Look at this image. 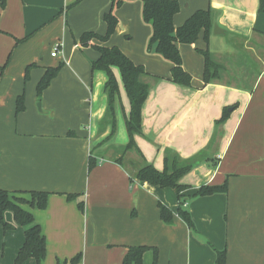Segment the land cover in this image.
Masks as SVG:
<instances>
[{"label": "crops", "instance_id": "obj_1", "mask_svg": "<svg viewBox=\"0 0 264 264\" xmlns=\"http://www.w3.org/2000/svg\"><path fill=\"white\" fill-rule=\"evenodd\" d=\"M258 2L178 0L174 27L195 11L211 8L224 31L212 33L208 43L225 66L223 78L206 86L204 61L196 52L207 48L202 34L193 46L176 45L191 86L172 83L171 64L146 51L151 27L142 21L140 0L114 11L118 23L106 43L92 41L118 48L149 76L159 78L145 79L151 88L142 106V135L134 136L147 163L161 171L165 149L181 159L206 151L207 159L180 180L187 187L184 208L195 234L177 214L172 189L138 180L130 184L129 173L138 163L135 153L125 154L124 167L113 161L128 142L129 102L113 69L119 87L117 128L108 140L106 75L91 72L98 52L79 43L86 32L104 35L103 16L111 0H6L0 9V68L5 66L0 70V189L25 200L31 191L49 193L42 210L21 205L45 239L41 264H72L77 255V264H122L127 249L136 246L155 248L156 264H215V251L222 250L225 264H264V13L257 12ZM56 44L60 51L52 57ZM59 64L57 76L38 97L36 86L45 70ZM20 96L24 110L17 114ZM233 105L228 119L215 128L223 108ZM90 154L98 164L89 172ZM224 182V194L188 198L201 186ZM68 195L80 197L68 200ZM78 201H83V211ZM158 203L172 212L171 224L160 220ZM3 220L10 228L0 225V264H14L24 229L11 211L4 212ZM152 263L153 251L148 250L142 264Z\"/></svg>", "mask_w": 264, "mask_h": 264}, {"label": "trees", "instance_id": "obj_2", "mask_svg": "<svg viewBox=\"0 0 264 264\" xmlns=\"http://www.w3.org/2000/svg\"><path fill=\"white\" fill-rule=\"evenodd\" d=\"M136 0H111V8L108 13L103 16L106 25L104 35H97L92 32L83 33L79 39L80 46L91 47L98 52V58L90 63L91 72L101 71L106 75V81L103 86V92L106 96V115L104 122H108L111 130L107 139H111L115 134V101L119 98V87L113 69H117L120 75L121 83L129 102V113L125 118V129L128 136V142L119 149L120 157L113 161L124 167L122 160L127 152H133L138 157L136 170L130 172V184L134 180L147 183L152 186H158L161 189H172L178 199L177 214L183 219L187 228L197 234L193 221L189 212L184 208L185 197L183 192L187 190L180 180L187 175L198 163L207 159L206 151H200L188 159H181L177 153L170 149L163 151V169L156 170L151 164L147 163L144 156L137 148L134 142V136L142 135L141 128V112L151 85L146 82V78L154 81L159 80L158 77L149 76L143 66L134 64L116 47H103L92 44L93 40L100 43H106L114 34L117 26V18L114 11L126 2ZM141 2V18L143 23L151 27V36L147 42L146 51L148 53L157 54L165 61L171 64L169 80L182 87L191 86V76L182 68L181 55L177 49V44L193 46L200 34L207 48L205 50H197L204 61L202 81L206 86L214 81H220L223 77L225 66L218 62L208 49V43L213 31L215 23V12L211 8L206 10L195 11L180 27H174L173 18L179 12L180 5L178 0H140ZM77 3V2H76ZM75 4V3H74ZM6 0H0V9H4ZM259 14L264 13V0H259ZM22 42V41H21ZM20 43V41H18ZM31 66L25 71V81L28 79V73ZM62 64L56 68L46 69L43 76L36 86L37 96L40 97L42 92L49 86L53 78L60 71ZM5 66L0 70L3 72ZM236 108V105L225 107L222 110L220 119L215 121V128L222 125L229 117L230 113ZM231 109V111H229ZM24 110V98L20 96L16 100V113ZM216 130V129H215ZM71 134V133H69ZM215 139V137H214ZM212 138V142L214 140ZM211 143V141H210ZM98 164L97 157L90 154L88 159V171L90 172ZM227 192V184L224 182L220 186H201L191 197L198 198L207 197L214 194H224ZM30 199L25 200L22 197L11 195L9 192L0 189V225L4 229H9L3 220L5 211H11L15 222L23 227L25 240L17 253L14 264H23L28 259H34L37 264H41L46 256V242L42 235L39 225L35 222L33 216L23 210L21 205H28L30 208L44 209L49 193L31 191L28 192ZM80 195H68V200H76ZM187 200V199H186ZM78 208L83 211V201H78ZM160 220L164 224H171L173 221L172 212L165 205L158 203ZM148 250L153 251V263L157 262V250L147 246L129 247L125 254L122 264H142V257ZM215 264H225L226 252L215 251ZM81 259V255H77L71 260L72 264H77Z\"/></svg>", "mask_w": 264, "mask_h": 264}, {"label": "water", "instance_id": "obj_3", "mask_svg": "<svg viewBox=\"0 0 264 264\" xmlns=\"http://www.w3.org/2000/svg\"><path fill=\"white\" fill-rule=\"evenodd\" d=\"M212 33L214 35H220V34H224V31L216 23H214ZM38 109L40 111V105H38ZM229 111H231V109H229Z\"/></svg>", "mask_w": 264, "mask_h": 264}, {"label": "built area", "instance_id": "obj_4", "mask_svg": "<svg viewBox=\"0 0 264 264\" xmlns=\"http://www.w3.org/2000/svg\"><path fill=\"white\" fill-rule=\"evenodd\" d=\"M59 49H60V44H56L52 49L51 56L56 57L60 51ZM184 206L186 205L184 204Z\"/></svg>", "mask_w": 264, "mask_h": 264}, {"label": "rangeland", "instance_id": "obj_5", "mask_svg": "<svg viewBox=\"0 0 264 264\" xmlns=\"http://www.w3.org/2000/svg\"><path fill=\"white\" fill-rule=\"evenodd\" d=\"M214 11V10H213ZM239 47H241V46H239ZM125 95V94H124ZM115 123H116V128H117V122H116V119H115ZM116 128H115V133H116ZM120 149H121V147H120Z\"/></svg>", "mask_w": 264, "mask_h": 264}]
</instances>
